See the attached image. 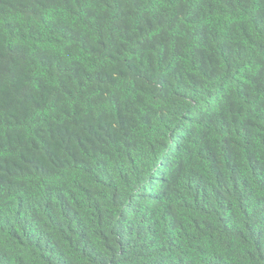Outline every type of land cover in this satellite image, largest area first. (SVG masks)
<instances>
[{
    "label": "trees",
    "instance_id": "trees-1",
    "mask_svg": "<svg viewBox=\"0 0 264 264\" xmlns=\"http://www.w3.org/2000/svg\"><path fill=\"white\" fill-rule=\"evenodd\" d=\"M0 264H264V0H0Z\"/></svg>",
    "mask_w": 264,
    "mask_h": 264
}]
</instances>
